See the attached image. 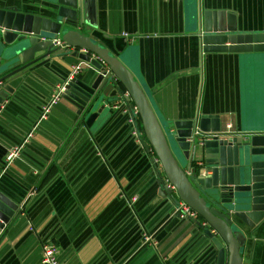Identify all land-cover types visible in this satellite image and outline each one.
I'll list each match as a JSON object with an SVG mask.
<instances>
[{
	"label": "crops",
	"instance_id": "obj_1",
	"mask_svg": "<svg viewBox=\"0 0 264 264\" xmlns=\"http://www.w3.org/2000/svg\"><path fill=\"white\" fill-rule=\"evenodd\" d=\"M205 7L234 14L240 33L264 34V0H98L90 21L99 29L89 33L128 41L122 61L162 125L199 110L218 116L223 131L264 132V52L202 56L195 34ZM75 61L34 77L0 118V190L21 210L0 235V264H41L51 242L61 264H217L192 221L161 214L163 172L129 110L114 104L89 129L62 99L38 126ZM145 235L155 245L143 246ZM256 236L242 249L243 264H264V226Z\"/></svg>",
	"mask_w": 264,
	"mask_h": 264
},
{
	"label": "water",
	"instance_id": "obj_2",
	"mask_svg": "<svg viewBox=\"0 0 264 264\" xmlns=\"http://www.w3.org/2000/svg\"><path fill=\"white\" fill-rule=\"evenodd\" d=\"M97 3L0 0V118L17 90H24L43 71L69 65L70 59L76 60L71 67L89 64L85 75L66 85L62 95L76 108L81 127L91 129L114 104L124 103L131 110L136 106L147 148L164 176L159 182L161 214L183 218L180 207L186 204L198 218L183 219L193 222L201 244L215 248L217 264H243L242 249L264 226V132H225L218 116L199 110L162 125L143 87L122 61L128 41L89 33L99 29L90 21ZM237 22L230 12L206 7L199 11L195 36L201 55L264 52V34L240 33ZM57 41L78 51L62 49ZM61 81L55 88L67 80ZM178 155L187 162L185 167ZM20 214V205L0 190V235Z\"/></svg>",
	"mask_w": 264,
	"mask_h": 264
},
{
	"label": "built area",
	"instance_id": "obj_3",
	"mask_svg": "<svg viewBox=\"0 0 264 264\" xmlns=\"http://www.w3.org/2000/svg\"><path fill=\"white\" fill-rule=\"evenodd\" d=\"M57 45L61 47L62 49L69 50L71 53L78 51L77 49L71 48L69 45L61 41H57ZM79 51L84 54H87V51L85 50H79ZM90 68L91 66L85 62H79L77 65L72 66L69 78L67 79L64 86L56 87L55 90L53 91L51 99L43 107L41 120H46L47 117L50 115L52 108L58 105L62 101V95L65 92L66 85H68L70 82L76 79H80L82 74H84V72L86 70H89ZM118 104L120 105H115L112 108L116 110V109H119L120 107H123L129 110L130 112L129 114L132 116L129 119V124L133 126V128H135L137 125V120L140 119V114H139L137 107L133 105L132 110H131L124 103H118ZM225 132L234 133L236 131L233 129L232 126H227V129ZM134 136L137 137V133H134ZM20 154H21V148L15 149L9 152L7 159H6L7 166H10L15 161V159L19 157ZM133 202H136V199H134ZM180 208L184 211L183 218H192V219L198 218V213L192 210L191 208H189L186 204L181 203ZM150 243H153L155 245L153 238L145 235L143 238V246H146ZM59 255H60V250L55 243H52V242L45 243L42 248L41 264H61Z\"/></svg>",
	"mask_w": 264,
	"mask_h": 264
},
{
	"label": "rangeland",
	"instance_id": "obj_4",
	"mask_svg": "<svg viewBox=\"0 0 264 264\" xmlns=\"http://www.w3.org/2000/svg\"><path fill=\"white\" fill-rule=\"evenodd\" d=\"M178 159H179L180 163L185 167L186 162L183 160V158L180 155H178Z\"/></svg>",
	"mask_w": 264,
	"mask_h": 264
}]
</instances>
